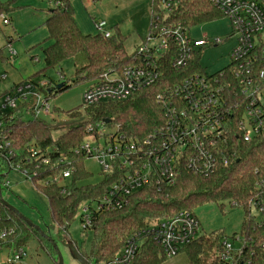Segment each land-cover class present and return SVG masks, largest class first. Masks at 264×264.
Listing matches in <instances>:
<instances>
[{"label": "built area", "instance_id": "built-area-1", "mask_svg": "<svg viewBox=\"0 0 264 264\" xmlns=\"http://www.w3.org/2000/svg\"><path fill=\"white\" fill-rule=\"evenodd\" d=\"M211 3L229 22L230 36L236 41L225 68L208 74L199 66L203 48L218 46L220 39H192L189 30L175 24L162 25L155 14L131 64L122 66L118 72L108 71L101 83L90 86L84 93L83 105L87 108L124 102L142 89L155 87L156 103L164 121L141 140L126 141L115 132L108 134L101 130L98 136H88L92 142L87 139L75 149L76 155L94 160L100 173L112 180L100 199L80 206L82 230L91 229L94 214L124 209L136 193L148 186L159 191L175 185L182 168L194 176L209 177L236 159L237 142L249 144L264 136V0H211ZM173 4L174 0H160L164 15ZM0 19L3 25H9L6 16L1 14ZM94 27L105 38L111 35L104 22L94 23ZM14 57L15 53L8 49L6 60L13 61ZM53 84L30 80L6 92L0 100V128L3 117H9L22 104L28 105L30 117L49 116L54 108L46 98L56 89ZM10 147L7 136L2 135L0 152H8L9 157ZM28 152L29 159L37 154L33 147ZM43 163L48 165L49 159H43ZM65 163L66 170L47 179L62 194L68 192L74 173L71 164ZM15 170L27 179L36 175L19 167ZM2 186L7 188V184ZM258 188L248 213L260 227L264 222V176ZM252 209L256 215L251 214ZM200 230L194 214L181 212L169 220L151 224L127 240L112 261L101 264H132L146 237L156 242L165 259H171L201 238ZM246 243L245 235L240 233L224 239L217 264H244ZM24 256V249H20L4 262L13 264Z\"/></svg>", "mask_w": 264, "mask_h": 264}, {"label": "trees", "instance_id": "trees-1", "mask_svg": "<svg viewBox=\"0 0 264 264\" xmlns=\"http://www.w3.org/2000/svg\"><path fill=\"white\" fill-rule=\"evenodd\" d=\"M53 2L54 6L45 23L48 33L46 42L51 41V44L43 50L44 68L27 81L41 78L46 71L59 68L64 61L71 59L76 66L73 84L88 83L89 86H95L101 83L108 71L118 72L122 66L131 64L134 52L126 53L125 38L117 28L111 29L108 38L99 33L85 35L75 22L70 1ZM12 3L13 0L0 2V15H8ZM164 13L160 8V0H152L150 23L158 14L160 24H175L190 30L223 18L211 0H174L171 11L167 15ZM80 64L83 65L78 66ZM55 86L56 89L47 100L69 87L66 84L60 88V85ZM8 91L0 94V98ZM157 92L155 87L142 89L124 102L101 103L83 108L86 120L57 138H53L52 129L47 123L28 116L26 104L20 105L9 117H3L0 137L7 136L10 141L11 156L8 157V152H0V251L15 254L35 240L57 264V251L52 243L57 246L67 243L73 245L85 264L107 263L119 254L127 240L146 230L150 223L169 220L181 212L194 214L196 208L205 204L228 202L232 207H240L244 211L239 233L245 235L247 243L243 247L242 260L250 264H264V222L257 227L248 213L264 176V136L249 144L237 142L236 159L218 168L207 178L194 176L182 168L175 185L159 191L148 186L136 193L124 209L94 214L91 229L83 230V233H92L89 253L72 242L69 228L80 206L100 199L112 182L107 175L100 173V180L90 183L92 174L85 168L86 159L83 155H76L75 149L88 136H98L105 129L113 130L126 141L141 140L151 135L164 121L156 103ZM31 147L37 152L33 159H29ZM43 159H49V164L45 165ZM65 162L71 164L74 173L68 192L62 194L57 185L48 183L47 179L66 170L68 166ZM16 167L27 169L30 174L36 173L29 181L47 201L52 222L43 232L52 242L1 202L2 178ZM226 238L222 232L211 233L180 252L187 254L189 264H203L208 253L214 256L211 264H217L222 242ZM164 262L161 248L152 238L146 237L132 264Z\"/></svg>", "mask_w": 264, "mask_h": 264}, {"label": "rangeland", "instance_id": "rangeland-1", "mask_svg": "<svg viewBox=\"0 0 264 264\" xmlns=\"http://www.w3.org/2000/svg\"><path fill=\"white\" fill-rule=\"evenodd\" d=\"M8 1L11 0H0L1 3ZM69 1L74 18L85 33H89L87 31L95 33L94 23L99 22H104L107 30L117 28L125 38L124 49L127 54L133 53L145 41L150 25L152 0ZM53 6V0H13L11 11L6 15V18L10 20L9 25H3L0 19V51L6 56L8 49L15 53L13 61L3 60L0 62V92L8 87L12 80L18 82L22 80L21 83L26 82L44 68L43 50L51 44V41L45 43L48 37L45 23ZM230 34V24L225 18L189 30L192 39L221 40L218 46H208L201 51L199 66L206 73H215L229 64L230 52L236 44L235 38L231 37ZM262 35L264 38V32ZM32 56L34 57L31 58ZM74 63L71 59L66 60L59 68L50 69L46 71L43 77L34 79L52 82L53 85L57 86L63 84L69 86L50 97L49 103L52 109L54 108L50 115L39 117L51 127L53 138L59 137L71 127L86 120L83 113V95L90 86L88 83L73 84L76 69ZM4 75L7 76L6 81L1 79ZM66 112H71V114H66ZM105 131L108 134L114 133L111 129H105ZM87 139L92 142L91 138L87 137L85 140ZM85 168L92 174L90 183H96L100 180V168L94 160H86ZM58 174L53 175V177ZM2 182L3 185L7 184V188L2 186V200L14 207L20 215L27 218L32 224L38 226L42 231H46L52 222L47 201L42 194L36 192L29 179L20 171L10 170L2 178ZM80 212L81 207L79 208ZM193 212L201 227L200 237H208L211 233L218 232H222L227 237L238 235L244 217L242 208L232 207L228 202L205 204ZM79 213L69 228V235L73 243L89 253L92 233L90 231L83 233ZM251 214L256 215L254 209H252ZM72 247V244H58L63 264H83L74 257ZM24 252L25 256L13 264H54L35 240H31L24 247ZM12 254V252L1 250L0 264H5L4 259L7 256H12ZM213 260L214 256L208 253L203 259V264H211ZM163 264H189V262L187 254L182 251L171 259H165Z\"/></svg>", "mask_w": 264, "mask_h": 264}, {"label": "water", "instance_id": "water-1", "mask_svg": "<svg viewBox=\"0 0 264 264\" xmlns=\"http://www.w3.org/2000/svg\"><path fill=\"white\" fill-rule=\"evenodd\" d=\"M60 87H61V86H59V88H60ZM1 202H2L4 205H6L7 207H9V209H10L11 211H13V212H15V213H18V211H17L14 207L8 205L4 200L1 199ZM18 214H19V213H18ZM19 216H20L21 219H23L28 225H30L31 227H33V228H34V229H35V230H36L41 236L47 238L49 241L52 242V240L48 237V235L45 234V233H44V232H43L38 226H35L34 224H32L31 221H29V220H28L27 218H25L24 216H22V215H20V214H19ZM52 246H53V248L57 251V264H63V259H62V256H61V253H60V251H59V249H58L57 244L52 243ZM71 250H72V252H73V254H74V257H75L76 259L80 260L81 263L85 264V262H84L83 260H81V258L77 255L76 250L74 249V247H72Z\"/></svg>", "mask_w": 264, "mask_h": 264}, {"label": "crops", "instance_id": "crops-1", "mask_svg": "<svg viewBox=\"0 0 264 264\" xmlns=\"http://www.w3.org/2000/svg\"><path fill=\"white\" fill-rule=\"evenodd\" d=\"M50 12H51V10H50ZM49 12V13H50ZM48 18V17H47ZM75 19V18H74ZM10 21V20H9ZM75 22H76V20H75ZM76 24H77V22H76ZM77 26H78V28L80 29V31L83 33V34H88V35H96L97 34V32H95V33H90L91 31H87V32H89V33H85L84 31H82V29H81V27L77 24ZM95 29V28H94ZM149 30V29H148ZM96 31V30H95ZM111 31V30H110ZM147 34H148V32H147ZM146 34V35H147ZM47 39H48V37H47ZM47 41V40H46ZM46 41H45V43H46ZM34 56H32L31 58H33ZM6 58H7V56L2 52V51H0V62L1 61H3V60H6ZM35 59V58H34ZM4 77V78H3ZM1 79H5V81H6V79H7V76H2L1 77ZM22 81V80H21ZM21 81H11L12 83L11 84H9L8 85V87H6V88H4V90L3 91H1L0 92V94H2L3 92H5V91H8V90H10V89H12L15 85H18L19 83H21ZM5 260V259H4ZM5 263V262H4ZM6 264V263H5Z\"/></svg>", "mask_w": 264, "mask_h": 264}]
</instances>
